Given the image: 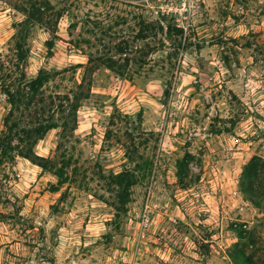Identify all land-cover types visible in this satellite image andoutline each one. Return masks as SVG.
Here are the masks:
<instances>
[{
	"label": "rangeland",
	"instance_id": "obj_1",
	"mask_svg": "<svg viewBox=\"0 0 264 264\" xmlns=\"http://www.w3.org/2000/svg\"><path fill=\"white\" fill-rule=\"evenodd\" d=\"M58 6L56 25L28 37L27 74L55 72L47 93L75 89L88 53L129 62L123 76L92 71L73 133L52 128L37 142L54 168L0 162V264H236L238 251L264 264V200L239 188L248 160L264 159V0ZM22 19L0 0V54L12 56ZM8 109L0 90V130ZM135 165L121 202L107 177Z\"/></svg>",
	"mask_w": 264,
	"mask_h": 264
},
{
	"label": "trees",
	"instance_id": "obj_2",
	"mask_svg": "<svg viewBox=\"0 0 264 264\" xmlns=\"http://www.w3.org/2000/svg\"><path fill=\"white\" fill-rule=\"evenodd\" d=\"M66 1L49 0H4L14 10L21 12L24 19L15 23L12 56L0 54V90L6 96L9 109L3 118V129L0 130V162L14 160L16 156L28 159L42 169L55 167V159L38 155L34 151L37 142L52 128H60V134H72L78 124L77 111L84 99L90 95V75L99 65L123 76L126 73L128 58L116 59L112 56H95L88 53L85 64H76L83 67L80 82L70 93H47L44 85L54 76L55 72L41 68L36 75H28L26 61L29 47L28 37L32 28L39 26H54L66 11L65 6L58 3ZM75 26L70 23L69 27ZM149 26H147L148 28ZM172 25H167V32L171 33ZM176 31L180 28L174 27ZM144 28L138 36L145 38ZM55 36V35H54ZM48 48H52V39L45 41ZM79 46L80 41H74ZM118 46L119 53H124ZM123 61V63H122ZM87 80V81H86ZM16 140V142H14ZM128 152V151H127ZM132 158V157H129ZM54 172L61 183L66 182L65 165ZM138 165L131 169L110 172V185L119 189L117 195L121 202H125L129 187L138 179ZM264 159L260 156L251 157L243 167L239 188L243 195L254 205L264 200ZM263 198V199H262ZM236 264H254L252 259L246 258L243 252L238 251L233 256Z\"/></svg>",
	"mask_w": 264,
	"mask_h": 264
},
{
	"label": "built area",
	"instance_id": "obj_3",
	"mask_svg": "<svg viewBox=\"0 0 264 264\" xmlns=\"http://www.w3.org/2000/svg\"><path fill=\"white\" fill-rule=\"evenodd\" d=\"M149 221V215L147 213H144V223L147 225Z\"/></svg>",
	"mask_w": 264,
	"mask_h": 264
}]
</instances>
